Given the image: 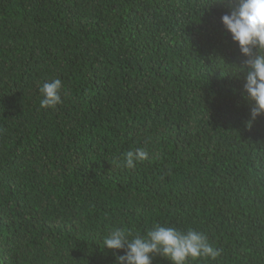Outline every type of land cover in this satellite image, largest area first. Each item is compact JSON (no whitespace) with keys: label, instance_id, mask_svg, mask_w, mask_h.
<instances>
[{"label":"trees","instance_id":"16d2710c","mask_svg":"<svg viewBox=\"0 0 264 264\" xmlns=\"http://www.w3.org/2000/svg\"><path fill=\"white\" fill-rule=\"evenodd\" d=\"M238 6L0 0V264H115L112 230L157 223L219 251L188 264H264V115L220 23Z\"/></svg>","mask_w":264,"mask_h":264},{"label":"clouds","instance_id":"9594fccd","mask_svg":"<svg viewBox=\"0 0 264 264\" xmlns=\"http://www.w3.org/2000/svg\"><path fill=\"white\" fill-rule=\"evenodd\" d=\"M224 30L244 57L243 66L236 71L244 73L243 93L252 102L249 123L264 115V0H239V6L230 14L220 17ZM40 109L54 110L63 103V84L55 78L39 87ZM149 159V152L137 147L124 154L123 166L129 170ZM105 250L115 255V264H152L159 255L170 264H188L189 260L208 258L215 260L219 251L210 245L206 237L193 229L180 232L174 227L153 224L143 234L124 228L112 230L104 238Z\"/></svg>","mask_w":264,"mask_h":264}]
</instances>
